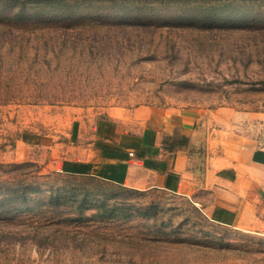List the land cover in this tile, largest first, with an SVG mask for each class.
I'll list each match as a JSON object with an SVG mask.
<instances>
[{"label":"rangeland","instance_id":"374dc122","mask_svg":"<svg viewBox=\"0 0 264 264\" xmlns=\"http://www.w3.org/2000/svg\"><path fill=\"white\" fill-rule=\"evenodd\" d=\"M139 105L264 139V0H0V264H264V231L186 195L47 165Z\"/></svg>","mask_w":264,"mask_h":264},{"label":"crops","instance_id":"0c3cea01","mask_svg":"<svg viewBox=\"0 0 264 264\" xmlns=\"http://www.w3.org/2000/svg\"><path fill=\"white\" fill-rule=\"evenodd\" d=\"M204 118L190 106L112 107L74 122L71 141L51 145L47 165L186 195L214 221L264 231V139L235 125L236 132L205 125Z\"/></svg>","mask_w":264,"mask_h":264}]
</instances>
